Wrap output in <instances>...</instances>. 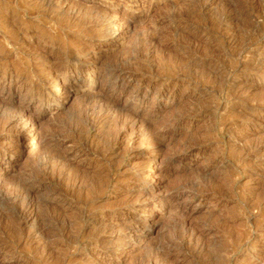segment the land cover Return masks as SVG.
<instances>
[{"label":"rangeland","instance_id":"rangeland-1","mask_svg":"<svg viewBox=\"0 0 264 264\" xmlns=\"http://www.w3.org/2000/svg\"><path fill=\"white\" fill-rule=\"evenodd\" d=\"M54 4L0 0V264H264V0Z\"/></svg>","mask_w":264,"mask_h":264},{"label":"bare ground","instance_id":"bare-ground-1","mask_svg":"<svg viewBox=\"0 0 264 264\" xmlns=\"http://www.w3.org/2000/svg\"><path fill=\"white\" fill-rule=\"evenodd\" d=\"M36 2H38L42 7L43 6H53V5H55L54 3H55V0H36ZM232 11V10H231ZM236 12V11H235ZM232 14H234V13H232ZM235 15H236V13H235ZM239 15V14H238ZM240 17V16H239ZM244 17V16H243ZM245 18V17H244ZM232 39V38H231ZM239 39V38H238ZM237 40V39H236ZM228 41V40H227ZM239 41V40H238ZM229 42H231V41H229ZM234 42H235V40H234ZM239 42H237V44H238ZM242 43V42H241ZM240 43V44H241ZM230 46H231V44H230ZM240 46V45H239ZM232 47H234V45H232ZM116 69L117 68H115V67H113V66H111V67H108L107 68V70H106V73L107 74H109L110 76H113V75H115L116 74ZM117 76V75H116ZM117 77H115V79H116ZM115 79H113V80H115ZM114 82H117V81H114ZM45 84V83H44ZM116 84V83H115ZM42 87V86H41ZM86 110V109H85ZM86 112V111H85ZM82 113V112H81ZM80 113V115H82ZM86 114H87V112H86ZM86 114H83V115H85L84 117H86ZM78 116L77 118L75 117V123H77V125H78V122L79 123H81L82 125L84 124H87V123H90V122H88L87 121V117L86 118H84L83 117V115L82 116ZM88 116H90V115H88ZM83 117V118H82ZM90 118V117H89ZM88 120H90V119H88ZM91 121V120H90ZM87 128V127H86ZM85 129V127L83 128V126H82V129L81 130H84ZM53 143V142H52ZM52 145V144H51ZM55 145V144H54ZM31 179V178H30ZM30 181V180H29ZM31 184V183H30ZM21 185H22V183H21ZM25 188V187H24ZM22 189H23V187H22ZM16 195V194H15ZM18 195V194H17ZM21 195V194H20ZM4 196V195H3ZM6 196V195H5ZM19 196V195H18ZM17 196V197H18ZM8 197V196H7ZM17 197H16V199H17ZM0 199H2V197L0 198ZM5 199H8V198H5ZM10 199V198H9ZM23 199V198H22ZM4 200V199H3ZM2 200V201H3ZM12 201L14 200V199H11ZM11 200H6L8 203H11ZM6 201H4V202H6ZM10 201V202H9ZM16 201V200H15ZM0 202H1V200H0ZM4 202H1V204L2 203H4ZM12 204V203H11ZM9 205V204H8ZM3 206H5L4 204H3ZM24 206H26V208H30L32 205H31V203L30 202H27V204L26 205H24ZM24 206H23V208H24ZM10 208V207H9ZM8 208V209H9ZM3 209V208H2ZM1 209V210H2ZM4 210V209H3ZM6 210V209H5ZM26 210V209H25ZM4 212V211H3ZM17 215V214H16ZM20 215V213L18 214V216ZM20 218V217H19Z\"/></svg>","mask_w":264,"mask_h":264}]
</instances>
